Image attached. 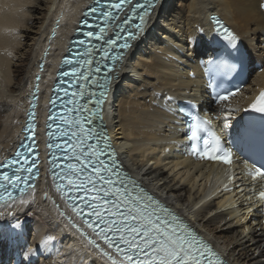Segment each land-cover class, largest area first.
I'll list each match as a JSON object with an SVG mask.
<instances>
[{"label":"bare ground","instance_id":"bare-ground-1","mask_svg":"<svg viewBox=\"0 0 264 264\" xmlns=\"http://www.w3.org/2000/svg\"><path fill=\"white\" fill-rule=\"evenodd\" d=\"M89 2L0 0V160L17 142L37 62L46 52L38 108L42 117L45 114L59 59ZM159 9L145 36L128 53L114 101L107 109L119 159L232 264H264V225L258 213L249 217L257 207L256 192L262 183L258 177L253 179L246 165L232 166L229 172H238L234 179L240 182L235 184L237 193L229 194L231 206L224 202L228 195L224 183H216L207 194L214 174L222 169L207 173L209 167L204 169L191 158L176 109L178 102L192 101L220 127L222 117L235 119L237 108L246 106L254 91H264V0H170ZM211 14L233 29L251 60L242 94L216 106L209 98L210 83L204 72L211 56ZM57 19L58 30L49 38ZM39 184L0 212V264L15 255L19 261L26 258L28 264H87L88 260L104 264L44 200V194L50 195L49 185ZM219 189L224 193H217ZM250 189L255 193H249Z\"/></svg>","mask_w":264,"mask_h":264},{"label":"snow or ice","instance_id":"snow-or-ice-1","mask_svg":"<svg viewBox=\"0 0 264 264\" xmlns=\"http://www.w3.org/2000/svg\"><path fill=\"white\" fill-rule=\"evenodd\" d=\"M127 3H129V0H117V2L113 4V7L117 10H121L122 6ZM150 3H155V0H150ZM137 7H143V5H137ZM93 11H95V9H93ZM131 11L133 14H136L137 8L133 7ZM141 19H143V17H141ZM136 27L139 30L140 25H137ZM87 35L91 37L94 35V33L89 32ZM99 38L100 37L97 35V39ZM227 38L230 40V42L236 39L235 36L230 32L227 33ZM109 43L114 44L115 40H110ZM120 47L127 48L129 47V44L125 42L123 45H120ZM120 55H122V53ZM109 58L115 61L116 59H119V56ZM96 71H100L99 67H97ZM109 80L110 77L106 76L104 83L101 84L100 87L106 90ZM218 99L227 100L228 96L221 95L218 97ZM261 100H264V93L261 94ZM261 100L257 101V103L261 105L260 107H257V104H253L252 108L256 111L264 112V103H261ZM179 113L186 117L185 134L189 141V146L194 153H198L203 158L220 160L225 164L232 163V153L230 151L224 153L223 155L219 154V137L215 136V133L210 130L208 122L203 120L199 116L198 112H185L183 108H180ZM209 136H211V138H209ZM83 138L91 139V130H89L87 133H84ZM78 140H80L79 137ZM80 143L82 144L83 140H80ZM80 151L83 153L84 149L81 147ZM99 154L103 155L102 152ZM17 155L19 156L20 153H17ZM94 155H96L94 146L89 145L88 158L91 159V157ZM76 158L78 160L80 159L79 156ZM15 163H17L15 160L0 162V190H4L0 191V201H4L6 197L9 200L13 198L12 192L7 191V188L9 185H12L14 181H19L21 179L19 175L14 173L10 175L8 171L3 170L11 168ZM102 167L105 166L102 164ZM68 168L69 173H80L83 171V169L76 168L71 164H69ZM18 171L19 169H17V172ZM95 171L97 175L100 176V180H104V177L100 175L101 168H97ZM256 177L264 178V162H262L261 167L256 168V171L253 174V179ZM68 182L69 184H72V180L70 178ZM92 184L93 188L95 189L96 182H92ZM98 191H102L105 197L109 195L108 191L104 187H101L98 189ZM116 191L119 192V189ZM260 195L262 198H264V192H261ZM101 199H103V197H101ZM105 203H107V201H105ZM125 204H127V201H125ZM119 215L122 221H133L136 223L128 224L110 221L108 224V230L112 231L114 234H120V241L127 244L129 248H135L138 250H142V248H151L155 253V255L148 256L143 261L139 260L138 258L133 259L132 255L125 254V259L128 261V264H202L203 253L198 255L199 249L195 248L193 244H188V246L185 247L187 241L183 237L174 235L173 233L165 230L164 227H161V224H165L166 222L161 221L160 223H157L151 220L150 216L145 215L143 211L135 208L134 206L129 208L128 214L126 216L123 213H120ZM157 220H159V217H157ZM85 223L88 224V227H93L89 221L85 220ZM101 223H103V221H101ZM125 231L133 235L132 240H128L126 238V236L123 234ZM97 235H101V233H97ZM137 235H142L144 240L143 246L135 242ZM53 239V237H48V240ZM104 239L109 243V246H111V241H109L106 236ZM92 243H94V241ZM113 264H116V262L113 261ZM207 264H212V260L209 259Z\"/></svg>","mask_w":264,"mask_h":264},{"label":"rangeland","instance_id":"rangeland-1","mask_svg":"<svg viewBox=\"0 0 264 264\" xmlns=\"http://www.w3.org/2000/svg\"><path fill=\"white\" fill-rule=\"evenodd\" d=\"M173 6L175 7V4H174ZM184 52L187 53L186 50H184ZM247 54H248V53H247ZM248 56L250 57L249 54H248ZM257 67H258V66H256V68H257ZM37 256H38V255H37ZM37 256H35L34 259H36ZM19 262H20V261H19Z\"/></svg>","mask_w":264,"mask_h":264}]
</instances>
